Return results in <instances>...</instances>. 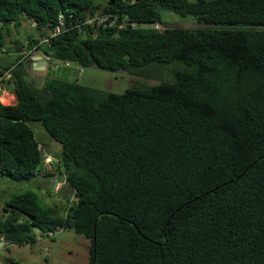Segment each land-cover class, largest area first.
Returning <instances> with one entry per match:
<instances>
[{
	"label": "trees",
	"instance_id": "obj_1",
	"mask_svg": "<svg viewBox=\"0 0 264 264\" xmlns=\"http://www.w3.org/2000/svg\"><path fill=\"white\" fill-rule=\"evenodd\" d=\"M103 12L136 27L75 28ZM165 12L200 27H162ZM23 21L41 38L64 26L46 45L12 35ZM38 51L146 78L180 68L121 94L51 74L36 86ZM4 88L16 103L0 102V177H38L40 123L75 199L61 218L32 191L12 197L0 240L72 230L89 264H264V0H0Z\"/></svg>",
	"mask_w": 264,
	"mask_h": 264
},
{
	"label": "rangeland",
	"instance_id": "obj_2",
	"mask_svg": "<svg viewBox=\"0 0 264 264\" xmlns=\"http://www.w3.org/2000/svg\"><path fill=\"white\" fill-rule=\"evenodd\" d=\"M160 25L165 28L189 29L200 27L190 20H180L179 16L167 12L163 13ZM9 30H11L12 35L19 36L21 40L24 35L37 38V40L42 39L40 36L38 37V32L31 21H23L21 29L16 28L13 31L12 28H9ZM10 60L13 59L9 58L8 61ZM179 68L180 65L177 63L164 65L161 78L154 74V76L146 78L142 75L133 76L119 71L108 72L96 67L80 68L74 65L72 72L75 77L68 78L70 81H77L83 85L121 94L130 87L148 88L162 81H171L173 72ZM28 71V75H31L30 77L27 76L26 80L36 86L42 85L40 82L43 79L42 76H32V72ZM46 71L48 73L46 75L51 74L54 77L63 78L61 72H55L49 66ZM33 74L37 73L34 72ZM0 102L8 105L12 100L6 99V95L1 92ZM30 126L36 139L42 144L45 156L44 163L38 177L32 180L21 181L0 177V216L4 214L3 208L12 197L32 191L38 196L42 205L52 209L53 216L62 218L75 198L71 188L64 184L61 176L51 177L55 172H52L51 167L49 168L47 165L48 159L56 160L60 154V145L47 134L40 123H31ZM45 171L52 173L50 177L44 176ZM55 182L60 185L55 187ZM33 233L37 240L32 245L8 244L5 248L0 249V264H89L91 244L83 236L77 235L72 230L59 231L52 236H42L36 229L33 230Z\"/></svg>",
	"mask_w": 264,
	"mask_h": 264
},
{
	"label": "built area",
	"instance_id": "obj_3",
	"mask_svg": "<svg viewBox=\"0 0 264 264\" xmlns=\"http://www.w3.org/2000/svg\"><path fill=\"white\" fill-rule=\"evenodd\" d=\"M63 26H64L63 23H61L59 27H56L53 31L48 33L47 36L43 37L40 40L39 44L49 45L51 38L58 35L61 32ZM81 26H90V27H95V28H99V27L110 28L113 26H117L119 28H124V27L129 26L131 28H135L136 24L129 22V21H123L122 23L118 24L116 18L111 19V13H104L103 12L101 14L95 15L94 17L86 18V19L82 20V22H80L78 25H76L75 28H80ZM71 27H72V25H71ZM154 27L157 29L160 26L155 25ZM72 29H73V27H72ZM43 59L47 62V67L49 66V68H51L53 71L58 70L59 65L54 63L52 58L43 54ZM63 65L68 67L69 63H64ZM57 185L59 186V184H56L55 187H58Z\"/></svg>",
	"mask_w": 264,
	"mask_h": 264
},
{
	"label": "crops",
	"instance_id": "obj_4",
	"mask_svg": "<svg viewBox=\"0 0 264 264\" xmlns=\"http://www.w3.org/2000/svg\"><path fill=\"white\" fill-rule=\"evenodd\" d=\"M12 29H13V27H11ZM14 30V29H13ZM36 55H41V56H43V53H42V51H38V52H35V53H33V54H31L30 56H29V58H28V66H29V70L32 72V76H36V75H38V76H42V78H45L46 76V74H48L47 73V71H46V69L44 70V71H41L40 69H41V66H39L38 64H36L37 62H35V61H33L32 60V58L34 57V56H36ZM73 66H74V64H69V66L68 67H66V66H64L63 64L62 65H60V67H59V69L57 70V72H61V75H62V77L63 78H72L73 76L75 77V75L73 74V72H72V70H73ZM37 73V74H33V73ZM31 75V74H30ZM68 78V80H70ZM76 79V78H75ZM4 95H6V99H10V100H12V102L10 103V104H8V105H13V104H15L16 103V98H15V96H14V94L11 92V91H9V90H7L6 88H4L2 91H1ZM1 94V93H0ZM3 104V103H2ZM4 105H6V104H4ZM47 161H50L49 159L47 160ZM54 161H56V160H54ZM50 168V167H49ZM60 185V184H59ZM5 248V247H4Z\"/></svg>",
	"mask_w": 264,
	"mask_h": 264
},
{
	"label": "water",
	"instance_id": "obj_5",
	"mask_svg": "<svg viewBox=\"0 0 264 264\" xmlns=\"http://www.w3.org/2000/svg\"><path fill=\"white\" fill-rule=\"evenodd\" d=\"M33 61L37 62L36 64H38L39 66H41V71H44L47 68V62L43 59V56L41 55H36L32 58ZM47 164L51 167V169L54 170V174L51 175V177H55L56 175L58 176H62L63 173L61 171L60 166L57 165L56 161L54 160H50L47 162ZM47 177H50V175H48ZM57 182H55L54 185H56ZM9 243L8 240H0V249L4 248L7 244Z\"/></svg>",
	"mask_w": 264,
	"mask_h": 264
},
{
	"label": "flooded vegetation",
	"instance_id": "obj_6",
	"mask_svg": "<svg viewBox=\"0 0 264 264\" xmlns=\"http://www.w3.org/2000/svg\"><path fill=\"white\" fill-rule=\"evenodd\" d=\"M52 172H54V170L52 169L51 170ZM52 173H48L47 171L44 172V176H48V175H51Z\"/></svg>",
	"mask_w": 264,
	"mask_h": 264
},
{
	"label": "clouds",
	"instance_id": "obj_7",
	"mask_svg": "<svg viewBox=\"0 0 264 264\" xmlns=\"http://www.w3.org/2000/svg\"><path fill=\"white\" fill-rule=\"evenodd\" d=\"M48 162V161H47ZM48 165V164H47ZM49 166V165H48ZM50 167V166H49ZM58 184V183H57Z\"/></svg>",
	"mask_w": 264,
	"mask_h": 264
}]
</instances>
